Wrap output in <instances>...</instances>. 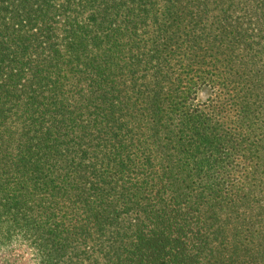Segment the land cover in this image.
<instances>
[{
  "label": "trees",
  "instance_id": "1",
  "mask_svg": "<svg viewBox=\"0 0 264 264\" xmlns=\"http://www.w3.org/2000/svg\"><path fill=\"white\" fill-rule=\"evenodd\" d=\"M0 264H264V0H0Z\"/></svg>",
  "mask_w": 264,
  "mask_h": 264
},
{
  "label": "rangeland",
  "instance_id": "2",
  "mask_svg": "<svg viewBox=\"0 0 264 264\" xmlns=\"http://www.w3.org/2000/svg\"><path fill=\"white\" fill-rule=\"evenodd\" d=\"M236 11V13H238V15L239 16H237L238 18H240L241 16H242V11H240V9H236L235 10ZM239 29L241 30V31H245L246 29H247V27H245V28H243L242 26H239ZM260 40L258 39V40H256L254 43H257V42H259ZM250 47H251V49L252 50H256V46H254L252 43H251V45L250 46H248V48L250 49ZM238 51V50H237ZM243 56H245V57H243ZM231 57L232 58H246L247 57V54H246V52H244L243 54H241V55H239L238 56V53H236V51H233V53L231 54ZM259 58H261V57H259ZM20 258H25L24 260H22L23 261V263H25V262H27V260H29V255L28 254H26V253H22L21 252V254H20V256H19V259Z\"/></svg>",
  "mask_w": 264,
  "mask_h": 264
}]
</instances>
